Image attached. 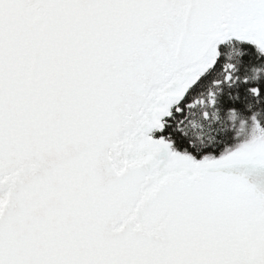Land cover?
Here are the masks:
<instances>
[{
  "label": "snow or ice",
  "instance_id": "obj_1",
  "mask_svg": "<svg viewBox=\"0 0 264 264\" xmlns=\"http://www.w3.org/2000/svg\"><path fill=\"white\" fill-rule=\"evenodd\" d=\"M0 264H264V0H0Z\"/></svg>",
  "mask_w": 264,
  "mask_h": 264
}]
</instances>
